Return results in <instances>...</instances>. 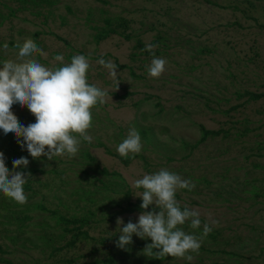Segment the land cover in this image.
<instances>
[{
  "label": "rangeland",
  "instance_id": "374dc122",
  "mask_svg": "<svg viewBox=\"0 0 264 264\" xmlns=\"http://www.w3.org/2000/svg\"><path fill=\"white\" fill-rule=\"evenodd\" d=\"M106 18L121 33L98 42ZM27 39L46 54L34 58L48 68L63 66L56 55L64 64L84 55L88 83L106 96L91 109L92 142L81 140L73 158L33 159L0 129L8 170L26 157L28 167L16 171L31 174L25 204L0 193V264H264V97L242 95L264 92V0H0V67L17 60L16 45ZM138 39L167 61L160 77L148 75L153 53L135 48ZM100 59L117 65L118 80ZM11 110L25 127L36 122L26 106ZM202 125L226 132L194 146ZM132 128L142 149L129 165L98 145L118 153ZM161 168L195 185L175 198L182 210L200 212L201 227L183 230L199 236L204 223L212 227L192 261L148 257L151 239L135 235L126 249L116 246L117 218L137 223L144 211L122 210L142 200L134 182ZM53 211L88 216L89 236L69 244L74 232Z\"/></svg>",
  "mask_w": 264,
  "mask_h": 264
},
{
  "label": "clouds",
  "instance_id": "9594fccd",
  "mask_svg": "<svg viewBox=\"0 0 264 264\" xmlns=\"http://www.w3.org/2000/svg\"><path fill=\"white\" fill-rule=\"evenodd\" d=\"M4 47L7 48V45ZM16 47L19 49L17 60H5L0 67V129L5 135L14 134L20 147L24 149L26 146L33 159L46 157L51 161L58 156H77L81 140L92 142V137L87 134L92 126L91 109L98 103H105L106 96L104 91L87 81L89 60L84 55H76L70 63L64 64V56L56 55L55 61L63 66L48 68L34 58L37 53L46 54L33 40L27 39L22 46L17 44ZM155 47L146 44L142 51L153 53L154 58L147 66V72L150 77L158 78L165 71L167 61L154 56ZM98 63L118 80L117 65L104 59ZM14 104L21 108L26 106L36 122L26 127L21 125L11 110ZM141 149V137L132 128L127 138L118 145L117 151L121 157L127 158L130 154H139ZM12 163L13 170L9 171L4 154L0 152V193L23 205L27 202L23 186L31 174L26 176L16 169L27 168L29 160L21 157ZM134 187L143 189L136 197L142 199L140 207L144 211L140 213L137 223L129 221L124 225L123 219L117 218L119 239L116 246L126 249L133 243L135 235L141 239H151L143 250L148 257L161 260L170 256L192 261V253H199L202 239L212 231L209 223L203 224L199 236L183 230L186 223L193 230L201 227L200 212L187 207L182 210L175 198L178 190H192L194 183L161 168L153 174H144L143 178L134 182ZM150 205H154L151 211L148 210ZM215 223L212 221V224Z\"/></svg>",
  "mask_w": 264,
  "mask_h": 264
},
{
  "label": "trees",
  "instance_id": "16d2710c",
  "mask_svg": "<svg viewBox=\"0 0 264 264\" xmlns=\"http://www.w3.org/2000/svg\"><path fill=\"white\" fill-rule=\"evenodd\" d=\"M105 21L107 22V25L105 27H101L98 29V32L95 34V38L96 41L100 42L102 40H105L106 38H108L111 34L113 33H121L116 27H113V20L111 18H106ZM127 38H130L131 35L128 34L126 35ZM61 39V37H59ZM135 48H141L144 49L145 48V43L141 40L138 39L137 43L135 44ZM147 52V51H144ZM150 53V52H148ZM117 64L120 67H126L125 64H120L117 62ZM133 72V71H132ZM133 74H135V72H133ZM242 95H247L249 99L252 100H258L260 98L264 97V92L258 93V92H253V91H246L245 93H243ZM203 134L202 137L196 142V144L194 146L199 145L200 143L204 142L209 136H219L221 135L223 132H226L224 129H209L205 126H201ZM99 146H103L106 148V150L119 157L120 160L126 164L129 165L135 158L136 155H129L127 158L125 157H121L119 155V153L114 152L112 149H110L105 143L103 142H99L98 143ZM32 172H36L38 171L37 168H30L29 169ZM103 172L106 174H112V175H118L120 176V174L116 171H109L107 168L103 169ZM142 204V200L137 201L136 203L133 202H128V206L123 207L122 210L123 211H135V210H142L140 205ZM53 215H55L58 218L59 223L64 224V228L67 231H73L74 232V238L71 240V242L69 244H74L75 241L81 236V235H85V236H89L88 231L83 230V227L86 223H90L91 219L88 216H83V217H68L66 215L63 214H58L56 211L52 212ZM70 225H72V227H70ZM0 252H4V249L0 243ZM7 262L10 263L9 260H6ZM214 264H227V263H220V262H215Z\"/></svg>",
  "mask_w": 264,
  "mask_h": 264
}]
</instances>
